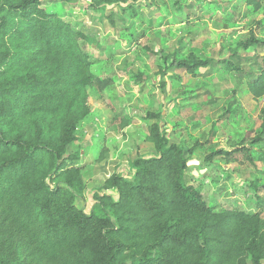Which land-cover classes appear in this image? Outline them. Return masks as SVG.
Segmentation results:
<instances>
[{
    "label": "trees",
    "instance_id": "1",
    "mask_svg": "<svg viewBox=\"0 0 264 264\" xmlns=\"http://www.w3.org/2000/svg\"><path fill=\"white\" fill-rule=\"evenodd\" d=\"M246 1L254 10L262 7V0ZM139 2L88 5L95 11L116 5L125 12ZM87 39L42 0H0V264H264L262 212L209 205L188 176L185 148L169 142L159 114H150L155 122L148 127L156 155L137 157L132 177L110 174L94 194L90 213L77 204L86 189L83 165L76 164L81 150L67 153L91 112L89 86L97 79L82 45ZM262 47L264 38L251 30L228 58L178 49L161 54L159 71L198 76L201 68L220 66L259 100ZM240 48L253 53L242 56ZM261 117L264 133V108ZM130 123L123 116L121 128ZM252 141L264 143V136ZM106 152L102 148L98 159ZM218 155L250 163L262 158L244 144L208 158Z\"/></svg>",
    "mask_w": 264,
    "mask_h": 264
},
{
    "label": "rangeland",
    "instance_id": "2",
    "mask_svg": "<svg viewBox=\"0 0 264 264\" xmlns=\"http://www.w3.org/2000/svg\"><path fill=\"white\" fill-rule=\"evenodd\" d=\"M88 1L42 0L48 11L87 33L82 45L94 59L97 79L89 86L91 112L78 128L79 141L86 139L79 148L70 146L67 153L83 150L76 164L83 165L86 189L77 204L90 213L94 194L110 174L132 177L137 157L156 155L148 127L155 122L150 114H159L169 142L185 148L188 176L209 205L260 210L264 217V204L257 207L258 201L264 203V143L252 141L264 136V98L253 99L246 84L220 66L201 68L198 76L174 69L163 75L159 66L164 63L157 53L179 49L228 58L251 30L264 38V0L260 10L246 0H141L135 14L112 6L102 16ZM191 2H195L192 9ZM177 7L196 13L180 22L184 13ZM259 51L264 52V47ZM239 52L253 53L242 48ZM123 116L131 118L124 129ZM243 144L252 156L260 153L262 158L252 163L243 157L208 158L212 152ZM104 147L106 155L99 160ZM109 192L117 196L115 190Z\"/></svg>",
    "mask_w": 264,
    "mask_h": 264
},
{
    "label": "crops",
    "instance_id": "3",
    "mask_svg": "<svg viewBox=\"0 0 264 264\" xmlns=\"http://www.w3.org/2000/svg\"><path fill=\"white\" fill-rule=\"evenodd\" d=\"M140 1H141V0H140ZM76 3H77V2H76ZM76 3H73V4H76ZM139 3H140V2H139ZM139 3H138V4H139ZM113 6H114V5H113ZM115 6H116V5H115ZM135 6H136V5H135ZM135 6H134V7H135ZM109 7H112V6H109ZM109 7H106L104 10L97 11V13H98L99 15L102 16V15H103L102 12H103V11H106V9L109 8ZM117 7H118V6H117ZM118 8H120V7H118ZM120 9H121V8H120ZM132 10H134V8H133ZM132 10H131V11H132ZM94 11H95V10H94ZM131 11H130V12H131ZM175 11H176V9H175ZM176 12H177V11H176ZM179 13H180V12H179ZM181 13H184V14L188 13V12H187V9H186V8L182 9ZM134 14H135V10H134ZM111 15H112V14H111ZM112 19H114L113 16H112ZM186 20L188 21V19H186ZM180 22H185V20H184V19H180ZM144 23H145V22H144ZM78 28H79V27H78ZM79 29H81V28H79ZM82 30H83V29H82ZM83 31H84V30H83ZM84 32H85V31H84ZM85 33H86V32H85ZM86 34H87V33H86ZM90 55H91V54H90ZM159 55H160V57H161V54H159ZM162 55H163V54H162ZM92 59H93V58H92ZM93 60H94V59H93ZM77 136H78L77 141L74 142V143L72 144V145H75V148H76V147L79 148L80 145H81V143H84V141H85V139H86V138H83L82 141H79V134H78V133H77ZM86 137H87V136H86ZM72 145H71V146H72ZM82 151H83V150H81V154H83ZM81 156H82V155H81ZM108 193H110V192L108 191Z\"/></svg>",
    "mask_w": 264,
    "mask_h": 264
},
{
    "label": "water",
    "instance_id": "4",
    "mask_svg": "<svg viewBox=\"0 0 264 264\" xmlns=\"http://www.w3.org/2000/svg\"><path fill=\"white\" fill-rule=\"evenodd\" d=\"M89 1H91V0H89Z\"/></svg>",
    "mask_w": 264,
    "mask_h": 264
}]
</instances>
